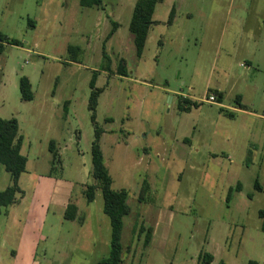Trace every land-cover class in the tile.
<instances>
[{
	"label": "rangeland",
	"instance_id": "rangeland-1",
	"mask_svg": "<svg viewBox=\"0 0 264 264\" xmlns=\"http://www.w3.org/2000/svg\"><path fill=\"white\" fill-rule=\"evenodd\" d=\"M136 2L0 0V32L20 41L0 53V116L17 119L27 157L22 192L0 215V264H96L110 253L92 174L94 71L101 149L131 207L124 264H264V0H160L141 56L130 29ZM215 90L222 102L206 101ZM10 184L0 163V191ZM69 192L79 219L65 218ZM141 226L154 228L148 246Z\"/></svg>",
	"mask_w": 264,
	"mask_h": 264
},
{
	"label": "trees",
	"instance_id": "trees-1",
	"mask_svg": "<svg viewBox=\"0 0 264 264\" xmlns=\"http://www.w3.org/2000/svg\"><path fill=\"white\" fill-rule=\"evenodd\" d=\"M84 5H100L103 0H81ZM160 0H137L134 6L132 20L130 23V29L134 34V42L136 45V52L138 56L142 55L143 48L145 46L148 31L152 24L155 23L153 19V13L156 4ZM175 8H173L169 21L172 20ZM34 23V21H30ZM114 30V29H113ZM112 31L111 33H113ZM19 45L18 39H10L5 34L0 32V53L4 50L6 44ZM78 49L73 45L69 46V50L74 51ZM103 58L109 60V55L103 50ZM103 66V65H102ZM103 70L110 71L111 68L104 65ZM118 73L122 76L128 75L127 66L120 64L118 67ZM97 71H94L92 79L90 81V87L92 93L90 96L89 109L92 110L91 119L95 127V137L92 142L91 153H92V174L102 189L103 193V210L110 217L111 221V250L107 257L102 258L96 264H124L123 251L124 246L121 242L124 217L130 213V205L128 203V194L124 189L115 190L112 187L113 179L105 163V158L100 145V138L104 133V130L98 125L96 120V108L98 104V96L100 90L96 88ZM32 85L28 77L23 76L20 79V90L22 98L31 100L34 97V93L31 89ZM217 99L222 102V93L215 90ZM240 99V96L237 97ZM184 102L190 103L187 98L183 99ZM181 108L189 109V107L180 104ZM232 115V113H230ZM24 140L23 134L20 133L19 123L16 118H3L0 116V163H2L5 169L11 175V184L8 185L4 190L0 191V215L3 207H8L13 203L17 202V195L22 190L19 185V178L21 174L26 170L27 157L22 153L21 147ZM49 149L54 157H60L59 150L56 148L55 140L50 141ZM97 183L88 184L85 190L87 202H91L95 199L97 192ZM237 189L240 188V183L237 184ZM256 188L261 189V185L256 181ZM148 185L144 184L142 193H146ZM230 189L228 198L230 196ZM144 199L140 195V200ZM78 206L75 202L71 201L68 203L65 209V218L74 220L77 218ZM259 216L262 219L261 229L264 231V208L259 210ZM145 232L144 245L148 246L152 239V227L145 229L141 227L139 234ZM130 247H128L129 250ZM212 255L209 254L206 257L208 263L212 260ZM249 264H257L256 261H250Z\"/></svg>",
	"mask_w": 264,
	"mask_h": 264
},
{
	"label": "crops",
	"instance_id": "crops-1",
	"mask_svg": "<svg viewBox=\"0 0 264 264\" xmlns=\"http://www.w3.org/2000/svg\"><path fill=\"white\" fill-rule=\"evenodd\" d=\"M174 8H175V6H174ZM176 10V9H175ZM61 185H63V183L62 182H59V183H57V182H55V185H54V190H55V193L57 194L58 192H59V190H60V187H61ZM72 192V191H71ZM71 192H69V193H67L66 194V199L63 201V203H64V205H65V208H66V206H67V204L69 203V201H70V195H71ZM77 204V203H76ZM77 206H78V204H77ZM130 211H131V209H130ZM163 215H165V214H158V216L159 217H161V218H163ZM79 216H80V214H79V206H78V213H77V218L79 219ZM125 218V217H124ZM136 225L133 227L134 228V231H135V229H136ZM142 227V226H141ZM152 227V226H151ZM124 228V227H123ZM123 233V232H122ZM154 228H153V232H152V239H151V242L152 241H154ZM151 242H150V244H151ZM149 244V245H150ZM129 247V246H128ZM124 259V258H123Z\"/></svg>",
	"mask_w": 264,
	"mask_h": 264
},
{
	"label": "built area",
	"instance_id": "built-area-1",
	"mask_svg": "<svg viewBox=\"0 0 264 264\" xmlns=\"http://www.w3.org/2000/svg\"><path fill=\"white\" fill-rule=\"evenodd\" d=\"M206 101L210 103H216L218 101L217 95L215 93H211L208 98H206Z\"/></svg>",
	"mask_w": 264,
	"mask_h": 264
}]
</instances>
